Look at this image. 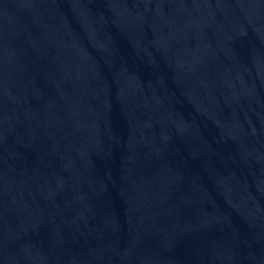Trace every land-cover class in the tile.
<instances>
[{"label": "water", "instance_id": "1", "mask_svg": "<svg viewBox=\"0 0 264 264\" xmlns=\"http://www.w3.org/2000/svg\"><path fill=\"white\" fill-rule=\"evenodd\" d=\"M0 264H264V0H0Z\"/></svg>", "mask_w": 264, "mask_h": 264}]
</instances>
